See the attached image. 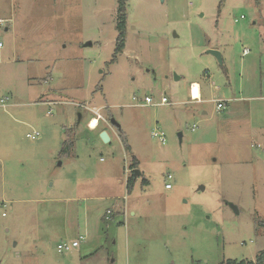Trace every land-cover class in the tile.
Returning a JSON list of instances; mask_svg holds the SVG:
<instances>
[{"label": "rangeland", "instance_id": "374dc122", "mask_svg": "<svg viewBox=\"0 0 264 264\" xmlns=\"http://www.w3.org/2000/svg\"><path fill=\"white\" fill-rule=\"evenodd\" d=\"M119 2L0 0V264L257 262L264 0H128L113 62Z\"/></svg>", "mask_w": 264, "mask_h": 264}, {"label": "trees", "instance_id": "16d2710c", "mask_svg": "<svg viewBox=\"0 0 264 264\" xmlns=\"http://www.w3.org/2000/svg\"><path fill=\"white\" fill-rule=\"evenodd\" d=\"M127 1L128 0H120L119 2V7H118V15H117V28H118V38H117V47H116V55L113 59V62L117 60V55L125 49L126 46V32H127ZM74 132V131H73ZM73 132L71 130H67V139L64 141L61 154H66L69 155L71 149L73 148L74 145V140H73ZM121 137L123 140L127 143V136L125 132L121 131ZM129 146V145H128ZM134 167L138 168L139 166V161L135 158L134 160ZM136 181L135 174L132 173L131 176L127 178V188L130 191L134 183ZM147 181L144 178V182ZM264 223V222H263ZM227 264H264V252H262L260 255L257 257V262H254L253 260L247 261V260H242V261H235V260H230Z\"/></svg>", "mask_w": 264, "mask_h": 264}, {"label": "built area", "instance_id": "2783aa9c", "mask_svg": "<svg viewBox=\"0 0 264 264\" xmlns=\"http://www.w3.org/2000/svg\"><path fill=\"white\" fill-rule=\"evenodd\" d=\"M3 47V43L0 42V49ZM0 58H1V52H0ZM193 86L191 87V98L195 101H200V97L199 98H196L193 94ZM146 102L151 104L153 103V99L149 96L146 97ZM166 103H169V98L168 97H163L162 98V101L159 103V104H166ZM218 108H222L224 106V102L219 100L218 101ZM1 105L3 107H6L7 106V103L4 102V99H2V103ZM94 112L97 113V116H98V119L102 117V114H100V110H98L97 108H94ZM156 136H159L160 137V140H162L163 142H165V136H164V131H160V132H155L154 133ZM40 136V132L39 131H34L32 134L29 133L28 134V137L32 138V139H36ZM134 171V170H133ZM132 171V172H133ZM169 178H172V175H169ZM166 188H171V184L170 183H166ZM112 213L111 210H108L107 211V214L110 215ZM79 246V241L77 240H74L72 242H65V243H60L58 245V249L61 251V250H70L72 248H75V247H78Z\"/></svg>", "mask_w": 264, "mask_h": 264}, {"label": "crops", "instance_id": "0c3cea01", "mask_svg": "<svg viewBox=\"0 0 264 264\" xmlns=\"http://www.w3.org/2000/svg\"><path fill=\"white\" fill-rule=\"evenodd\" d=\"M195 83H198L197 81H194ZM192 83L191 84V87L192 86H194V84L195 83ZM199 84V83H198ZM200 85V84H199ZM190 92H191V88H190ZM200 93H201V95H200V101L202 100L201 98H202V86L200 85ZM190 95H191V93H190ZM8 104V103H7ZM98 109V108H97ZM99 110V109H98ZM101 114V113H100ZM98 117V116H97ZM103 117V116H102ZM101 117V118H102ZM101 118H99V123H98V125H97V127H91V125H90V121H89V123H88V125L92 128V129H97L98 128V126H99V124H100V120H101ZM92 119V118H91ZM115 125V124H114ZM119 129H118V131H119V134H121V131L122 130H120L121 128L120 127H118ZM103 130H105V129H101L100 131L102 132ZM109 133V132H108ZM110 135V134H109ZM121 136V135H120ZM110 138H111V135H110ZM110 141H111V139H110ZM0 167H1V169H0V198L1 197H7V178L3 175V168H4V166H2V165H0ZM142 175H143V173H142ZM141 175V176H142ZM139 177V176H138ZM98 198H100V197H98ZM108 210H111L112 211V213H113V209L112 208H108L107 209V211Z\"/></svg>", "mask_w": 264, "mask_h": 264}, {"label": "water", "instance_id": "95a60500", "mask_svg": "<svg viewBox=\"0 0 264 264\" xmlns=\"http://www.w3.org/2000/svg\"><path fill=\"white\" fill-rule=\"evenodd\" d=\"M209 53H212L213 55H215L218 60L223 63V58H222V55L221 53L218 51V50H215V49H211L208 51ZM177 79H179V77L177 76ZM80 117H82L80 115ZM112 123H114L117 127H120V124L117 123L115 120L112 121ZM100 136L101 138L103 139L104 142H109L110 141V135L109 133L106 131V130H103L101 133H100ZM133 173L135 174V177H138V176H141L142 175V172L140 171V169L136 168ZM231 206L233 207V209L238 213V207L234 204H231Z\"/></svg>", "mask_w": 264, "mask_h": 264}, {"label": "bare ground", "instance_id": "6f19581e", "mask_svg": "<svg viewBox=\"0 0 264 264\" xmlns=\"http://www.w3.org/2000/svg\"><path fill=\"white\" fill-rule=\"evenodd\" d=\"M194 83H195V82H194ZM192 85H193V84H192ZM193 87H194V88H193V94H194V96H195L196 98H199L200 95H201V93H200V85H199L198 83H195ZM98 123H99V119H98V117H94V118H92V119L90 120V125H91V127H94V128L97 127Z\"/></svg>", "mask_w": 264, "mask_h": 264}]
</instances>
